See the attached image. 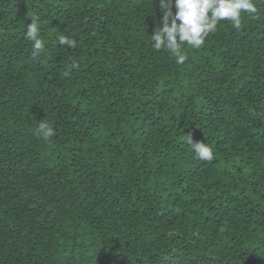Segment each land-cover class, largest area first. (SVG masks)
I'll use <instances>...</instances> for the list:
<instances>
[{
  "label": "trees",
  "instance_id": "16d2710c",
  "mask_svg": "<svg viewBox=\"0 0 264 264\" xmlns=\"http://www.w3.org/2000/svg\"><path fill=\"white\" fill-rule=\"evenodd\" d=\"M256 4L178 65L151 47L159 0H0V264H264Z\"/></svg>",
  "mask_w": 264,
  "mask_h": 264
},
{
  "label": "clouds",
  "instance_id": "9594fccd",
  "mask_svg": "<svg viewBox=\"0 0 264 264\" xmlns=\"http://www.w3.org/2000/svg\"><path fill=\"white\" fill-rule=\"evenodd\" d=\"M163 12L162 26H157L151 34V47L160 51L170 52L178 65L184 64L188 59L182 45H189L199 49L206 38L217 30L221 21H229L233 28L239 30L242 23V14L253 17L258 14L256 0H159ZM173 7L176 11L173 12ZM31 22L25 27L24 39L31 42L32 56L39 58L45 49L40 38L42 26L39 17L28 15ZM57 40L65 47H76V41L66 35H58ZM79 64L72 62L65 71L68 75L72 69H78ZM37 134L44 141H49L55 134L54 127L46 120H41ZM197 158L201 161H212L214 151L205 140H194L191 133L186 138Z\"/></svg>",
  "mask_w": 264,
  "mask_h": 264
}]
</instances>
